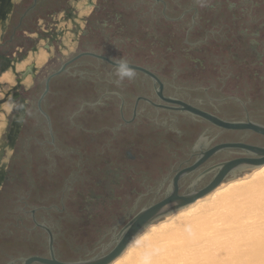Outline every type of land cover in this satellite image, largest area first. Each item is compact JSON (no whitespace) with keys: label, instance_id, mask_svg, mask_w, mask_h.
<instances>
[{"label":"flooded vegetation","instance_id":"obj_1","mask_svg":"<svg viewBox=\"0 0 264 264\" xmlns=\"http://www.w3.org/2000/svg\"><path fill=\"white\" fill-rule=\"evenodd\" d=\"M256 5L258 11L241 30L237 22L245 9L232 0L203 9L194 0H99L81 30L69 0H22L15 6L0 0V71L22 60L28 48L36 50L37 39L25 37V31L39 33L56 49L47 69H32V89L19 82L11 89L31 115L18 113L24 122L14 117L10 129L15 155L0 181L5 191L0 195V264L108 256L125 226L164 200L174 183L177 195L184 196L210 184L218 165L263 156L244 147L264 149L263 133L219 126L177 102L226 121L264 126V74L252 71L253 85H237V94L220 90L233 83L227 77L242 79L235 73L239 68L264 67V55L253 63L236 60L243 41L252 47L264 43V21L256 24L264 20V0ZM61 11L65 20H73L79 39L77 53L67 58L60 53L63 33L52 27ZM41 18L47 33L39 30ZM215 36L234 49L212 43ZM114 57L130 61L137 73L133 81L116 85ZM209 71L224 75L218 85L176 82L179 72L194 82ZM16 135L33 143L30 151L16 148ZM253 169L236 171V177L229 172L219 186Z\"/></svg>","mask_w":264,"mask_h":264},{"label":"bare ground","instance_id":"obj_2","mask_svg":"<svg viewBox=\"0 0 264 264\" xmlns=\"http://www.w3.org/2000/svg\"><path fill=\"white\" fill-rule=\"evenodd\" d=\"M251 169L149 223L107 264H140L145 252L153 264H264V163Z\"/></svg>","mask_w":264,"mask_h":264},{"label":"clouds","instance_id":"obj_3","mask_svg":"<svg viewBox=\"0 0 264 264\" xmlns=\"http://www.w3.org/2000/svg\"><path fill=\"white\" fill-rule=\"evenodd\" d=\"M12 3L18 5L22 0H12ZM71 7L74 10V16L77 18L75 23H79L81 30L86 27L87 19L90 18L98 6L99 0H69ZM194 3L201 9L212 5L213 0H194ZM53 25L58 33H63L60 37L62 47L60 48L61 56L67 58L77 53L79 49V39L73 33V20H65L63 11L53 17ZM37 25L40 32L47 33L49 26L45 24L43 18L38 19ZM3 27L0 26V35ZM24 36L32 39H37L36 50L28 51L26 58L14 62L12 67L5 71H0V100L7 99L0 104V141L6 140L10 119L13 113H23L25 116H30L31 112L27 109L25 103L14 99L9 95L12 88H15L18 82L26 90H30L35 85L32 69H44L49 61L56 55L55 47L50 45L46 38L39 37L37 32H24ZM20 51H23L22 49ZM115 61L114 75L116 77V85L120 86L125 81H133L136 78V71L131 66L130 61L125 57L113 58ZM19 77V80H18ZM18 122L23 123V116H16ZM15 155V149L7 146V143H0V168L6 167L12 157ZM176 221L182 220V217L177 216ZM190 230V229H189ZM140 264H153L151 253L145 252L141 258Z\"/></svg>","mask_w":264,"mask_h":264},{"label":"water","instance_id":"obj_4","mask_svg":"<svg viewBox=\"0 0 264 264\" xmlns=\"http://www.w3.org/2000/svg\"><path fill=\"white\" fill-rule=\"evenodd\" d=\"M177 102L181 103V106H182L181 109L187 110L194 114L204 116L207 119L212 120L219 126L226 127V128H251V129H254L264 134L263 125H259L253 122L246 123L242 121L241 122L226 121L212 114L201 111L183 101L177 100ZM244 147L247 149H254L256 153L261 154L263 156L257 159H253V158L237 159L233 161L224 162L218 165L217 168H219V172L215 175L214 179L211 181L210 184H208L206 187H204L203 189L199 191L189 193L184 196L179 197L177 195L176 184L174 183L172 192L164 200H162L161 202L157 203L154 206L143 209L125 226L124 236L122 237V239L119 241L117 246L113 249V251L108 256H105L103 258L93 260V261H79V262H61V261L56 260L55 258L52 260H47V259H40V258L35 257V258L28 259V262L30 260H39V261L49 262L52 264H107L113 261L117 256H119L122 253V251L129 244V242L149 223L161 217H164L165 215L183 207L184 205H187L188 203L193 202L199 196H202L210 192L216 186H218V184L223 180V178L229 172H232L233 176L236 177L237 176L236 171L243 172L245 170L251 169L257 164L264 163V149H258V148H253L249 146H244Z\"/></svg>","mask_w":264,"mask_h":264},{"label":"rangeland","instance_id":"obj_5","mask_svg":"<svg viewBox=\"0 0 264 264\" xmlns=\"http://www.w3.org/2000/svg\"><path fill=\"white\" fill-rule=\"evenodd\" d=\"M232 1L236 2L238 7H242V8L245 9V16H242L241 18H239V20L237 22L238 23L237 24V28L242 30L246 26L248 27V25H246V23H245V20L248 21V19L251 18L250 16L254 15V12L258 11V8H256L255 6H257L256 3L260 2V0H232ZM213 3H217V0H213ZM224 4H225V2H224ZM224 4H222V5H224ZM253 8H254V10H252ZM246 13H249V14H246ZM237 15H239V14H237ZM262 21H264V20L258 19L256 24H258V22L261 23ZM254 25H255L254 22H251V20H250V26H251L250 30L253 29ZM3 31L4 30H2V32ZM1 37H2V35H0V41L2 40ZM210 40H211L212 43L218 42V43H220L221 46H228V48H230L231 50L234 49V47H232L231 44H229V42H228L229 40H227L226 43L225 42L221 43L219 41V37H217V36L213 37V39H210ZM37 42L38 41L36 40V46H37ZM241 45H242V48H243V52H240V55L236 58V60H241V62H243L244 64L253 63V62L257 61L260 57H262L264 55V43H262L261 45H258L257 47H252L249 43H246L245 41H243ZM30 50H34V49L28 48L27 52H25V55L23 56L22 59L26 58V55H27L28 51H30ZM247 52H253V53L256 52L257 56L253 55V57H248L247 56V54H248ZM225 56H226V54H225ZM10 67H12V66H10ZM248 67H249L248 65L247 66H243V68H239L238 72H235V73H238V74L241 75V78H242L241 80H235L234 76H231V78L227 77V79H229V81H233V83L227 81V85L228 86H226V87H224L223 89H220V90H222L224 94H237V93H239L238 88L236 87L237 85H239L240 87H243V86H246L245 84L247 82L249 84L251 83L252 71L257 70V71H259L257 74H264V67L263 68H258L257 65L254 66L253 64H250V68H248ZM44 69H47V67H45ZM244 69H246V71H244ZM221 76L224 77V75H218L216 73H213V72L209 71V72L206 73V75H203V76L200 75V77L197 78V80H195L194 82H190V81H187L186 75H184L183 73L179 72V73L176 74V82L180 83L181 85L185 84V85L203 86L204 87V86H209L212 83L218 85L219 84L218 82H219ZM230 84H232V85H230ZM250 85H253V83L250 84ZM9 95L13 96L12 90L10 91ZM6 99H7V97H5V100ZM5 100H0V104L4 103ZM69 108H72V105L71 104H69V105L66 104V109H69ZM17 114L18 113H13V115L11 117H9L10 126H9V129H8L6 140L0 141V143H7V146H10L12 148H14V147L10 143L11 141L9 139V134L11 133L10 129L12 127L13 119H14V117L18 116ZM29 134L33 136V133L29 132ZM19 136H20V138L23 137L24 136V132H21V134ZM26 136H28V135H26ZM15 138L17 140V144H16V146H17L16 148L17 149L20 148V150H23V149L29 150L30 147L33 144V143L30 144L29 143L30 141L27 140L26 138L24 140H21L17 135H16ZM13 160L14 159L12 157L11 162L6 167L0 168V172L3 175L2 178H0L1 185H2V182L4 181V179H6L5 178L6 171H8V167L9 166H12ZM250 172L251 171L244 172L240 177L245 176L247 174H250ZM64 173H66V172L64 171ZM4 183L7 184L8 181L5 180ZM225 184H227V183H225ZM1 185H0V187H1ZM85 190L86 189H84L83 191H85ZM4 193H5V191L2 189L0 191V195L2 196V195H4ZM15 204H16V202H15ZM18 208H19L18 206L17 207L15 206L14 207L15 212L13 211V213H15V214L18 213L19 212ZM11 209H12V207H11ZM8 213H10V211ZM167 216L168 215H166L164 217V219L167 218Z\"/></svg>","mask_w":264,"mask_h":264}]
</instances>
